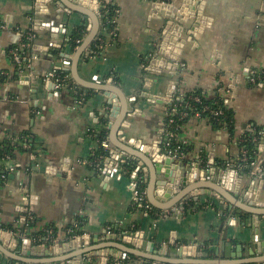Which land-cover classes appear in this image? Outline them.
Here are the masks:
<instances>
[{
    "label": "crops",
    "instance_id": "crops-1",
    "mask_svg": "<svg viewBox=\"0 0 264 264\" xmlns=\"http://www.w3.org/2000/svg\"><path fill=\"white\" fill-rule=\"evenodd\" d=\"M65 1L66 4L52 0L40 9L36 0H0V21L5 25L0 31V229L25 234L35 244L34 254L48 253L47 257L31 259L37 262L65 258V251L53 249L51 243H66L71 239V229L79 226L82 236L86 234L90 239L89 246L81 245L77 252L92 251V260L83 258L81 264H102L101 255L113 252L121 255L126 251L131 260L135 259L131 254L134 251L154 256L148 250L152 249L150 244L163 252L173 235L177 247L188 245L198 250L192 257L179 258L178 249L171 246L165 258L171 261L264 264V253H250L255 231L258 244L264 242V215L243 209L264 210V83L251 82L254 77L264 79V0H203L201 7L194 6V12L202 9L206 25L196 26L191 16L171 28L172 44L181 47L175 48L181 68L172 69L169 64L159 73L148 68H156L149 66L165 37L168 17L174 9H178L177 14L189 6V0H105L116 6V23L110 28L96 13L97 33L83 52V43L72 47L69 37L76 27L84 26L85 41L94 20L73 10L77 6L86 9L82 3ZM36 21L52 23L60 28V33L36 30ZM28 31L34 32L35 38L25 52L32 59L27 69L16 64L11 52L21 46L23 33ZM99 38L105 41L103 52L90 53L91 45ZM76 64L77 75L86 84L107 85L111 80L120 89L128 115L119 132L112 134L116 119L111 115L114 108L108 103L109 97L79 84L73 78ZM66 67L71 85L84 96L82 105H78L73 91L55 92L47 87L46 74ZM197 91L210 100L226 98L233 112V127H217L209 118L189 119L179 133L180 140L187 143V155L177 160L201 168H209L214 160L219 167L234 165L242 171L240 139L249 134L263 135L260 147L256 148L257 163L246 166L253 170L248 172L249 178L244 177L237 197L229 191L227 196H218L209 187L218 186L216 180L201 179L199 182L206 188L199 192L211 193L202 194L197 201H181L184 210L175 212L181 202L173 201L179 195L162 197L155 189L149 194L144 170L150 173V168L145 163L123 159L134 165L129 180L123 177L125 166L117 172L114 168L110 178L104 174V168L102 173L91 168L92 150H99L101 143L96 134L106 130V139L114 148L121 137L127 142L134 139L135 144L139 140L144 145L161 142L166 138L169 115L177 102L173 99L168 106L157 99H170L173 94L181 98L180 95ZM118 103L122 108L120 98ZM26 139L31 145L22 144L21 140ZM9 146L14 147L10 162L1 157ZM8 165L16 169L3 179ZM137 181L146 185V200L153 214L134 202L133 184ZM250 186L256 193L248 198ZM249 200L262 206H252L246 202ZM170 202L176 204L162 208L169 207ZM104 230L108 234L118 233L119 238L143 234L141 246L135 248L138 243L122 244L117 240L114 243L120 244L118 250L109 248L113 244L104 241ZM50 231L53 237L48 236ZM4 236L1 233L0 240ZM237 246H242L243 251L237 253ZM0 249V264H17L8 248ZM108 261L116 264L113 257ZM145 262L146 259H138L135 264Z\"/></svg>",
    "mask_w": 264,
    "mask_h": 264
},
{
    "label": "water",
    "instance_id": "water-1",
    "mask_svg": "<svg viewBox=\"0 0 264 264\" xmlns=\"http://www.w3.org/2000/svg\"><path fill=\"white\" fill-rule=\"evenodd\" d=\"M37 5L40 7V9H44V4L47 2H51L52 0H36ZM71 2H77L82 3L83 7H87L86 9H83L82 7L77 6V8H73V10H78L80 12H83L90 16V18H93L94 22L89 26L88 32L89 35L85 39V41L82 44L81 52L86 50L92 41L94 40L97 29H98V16L96 13H100L101 9L104 7V4L106 3L105 0H87V2H84V0H69ZM191 4L187 7L181 8L180 11L176 14V9H174V13L168 17L166 26L164 28V38L162 40V43L158 46V51L156 56L151 60L149 67H156V68H148V70L151 71H157L160 72V69L164 68V66H168L171 64L172 69L178 68V70L181 68L180 64L178 63V50H175V48H181L180 46L174 47L172 44V36L169 34L171 28L176 25V23H181L182 21H186L188 17H194L196 20V26H203L206 25L205 20L203 19V11L200 8V11L194 12V6H200L203 0H189ZM63 4H66L65 0H61ZM61 2H58V5L63 7L64 5L61 4ZM194 3V5H192ZM201 7V6H200ZM92 9V10H90ZM48 12V10H46ZM91 11V12H90ZM42 15V13H40ZM48 14V13H47ZM35 29L36 30H47L51 31L54 34L60 33V28H56L54 24L52 23H42L39 21H36L35 23ZM199 33L201 34V30H199ZM56 48L60 49L61 46H55ZM65 59H68L69 57L65 54H62ZM78 59V58H77ZM68 64H66L67 66ZM73 69V78L79 82V84L91 88V89H97L99 91L105 92L106 95L109 97V105H111L114 110L111 112V115L116 119V122L111 127L112 134H115V132H119V128L122 126L125 117L128 115V105H126V100L121 93L120 89L118 87H115L112 85V81L110 80L107 85H98V84H86L83 82L79 76L77 75V64L75 65ZM59 70L63 71V68H58ZM63 69V70H62ZM159 69V70H155ZM67 73V67L65 68ZM166 71V70H165ZM235 85V82H233ZM49 86L50 90H53L57 92L54 89V83L50 80L47 82V87ZM233 93H236V87L233 88ZM119 96L120 101H122V108L121 105H119V98L116 95ZM157 99V98H156ZM162 99V100H161ZM173 99L178 102L180 98L176 97L175 94L172 95L170 99L167 98H160L157 99L162 101L168 106H171L173 104ZM155 100V102H157ZM120 114V116H119ZM132 114H136V111L132 112ZM120 134L123 136V132H120ZM114 141V140H113ZM119 142L115 143L116 148L113 147L112 144H108V156H106V159L104 160V174L110 178L114 175V168H116V172L118 171V168L120 166H125L126 164L130 162H126V160H123L124 158H127L128 160L138 161L139 163H145L149 170H144V173L146 174L147 183L149 185V194L151 195L152 190L155 189V191L160 194V196L169 197L170 194H176L179 195L177 200L174 199L173 202H184L186 200L193 199L195 201L198 200V197H200L202 194H210L211 192H205L200 193L199 191L202 188H206V185L199 182L201 179H210V180H216V184L218 186H209L212 190H215L218 194V196H227V191H229L234 197H237L239 195V192L242 189L244 177H250L248 172L250 170H253L251 167H247L245 169H242L240 171L238 166L231 165L229 167L225 166H217L215 164L214 160L210 161V167L209 168H201L200 165H191L185 161H181L174 159L169 156L168 150L165 148V142L166 139H163L161 142L155 141L151 145H144L142 141H137L135 144V140L131 139L130 141H125L121 137V140H118ZM123 160V162H121ZM142 166V165H141ZM109 167V168H108ZM50 171H54L51 168ZM239 170V171H238ZM259 173L262 174L263 171L259 170ZM136 174V173H135ZM161 176L162 179H158V177ZM254 182L252 183V186H254ZM250 186L248 188V191L246 193L248 198H251L255 193L256 190H254V187L252 188ZM181 191H183L181 193ZM226 191V192H225ZM172 201V200H171ZM170 202L168 204L169 207H162V208H170V206H174L176 203ZM180 203L178 208H175V212H182L184 210V205ZM248 204H251L255 207L262 206L259 202L255 201L252 202L251 200L246 201ZM167 205V204H166ZM242 208V207H241ZM247 212H251L255 215H264V210H258V209H247L243 208ZM27 213V212H26ZM230 223L235 224V221H231ZM228 229V228H227ZM225 231V240L227 238L228 231ZM4 234V240H0V247L4 246L9 249V252L11 254H14L15 257L14 260L17 261V264H62L64 262L70 261V264H81V261L83 258L89 260H92V256L90 253L92 251H82L77 252L78 249H80L82 246H89V239L90 236L88 235H81L73 237L69 239L66 243H59V242H53L51 243L53 249L61 250L64 252L65 258L55 259L49 262H37L31 259H38L47 257V254H34L33 247L35 246L34 242L30 238H26L25 234H18L16 232H8L0 229V234ZM106 236L104 241H110L113 245H108L109 248L117 249L119 248L120 244L114 243V241L121 240L122 244H137L134 245L135 248H138L141 246V241L143 239V234H135L132 235H123L121 238L118 235V233L115 234H108L107 230H104L103 232ZM45 241L44 239L42 240ZM140 242V243H139ZM253 244L251 246V254H254V251L264 253V242L261 244H258V237L257 232L255 231L254 238H253ZM37 245V244H36ZM152 249H148L152 252V255L154 256H145L142 254H139L137 251L131 252L133 256H135L134 260L128 259L127 254L128 252H124L121 255L117 254L116 252H113L111 254H107L105 256L101 257L103 258L102 264H108V258L113 257L116 261V264H135L138 259H146V262L143 264H195L190 263L187 261H171L168 259H165L168 256V251L171 248V246H175L178 249V256L179 258H187L192 257V254L198 250L196 247H189L187 246H179L177 247L176 239L174 235L170 239V245H167L164 247V251L160 252L155 250V245L150 244ZM82 249V248H81ZM1 250V249H0ZM122 250V248L120 249ZM223 250H225V243L223 245ZM243 251L242 246H237L236 252L240 253ZM4 252V251H3ZM235 252V254H236ZM5 253V252H4ZM75 253V254H73ZM73 254V255H70ZM69 255V256H68ZM117 255V256H116ZM156 255V257H155ZM8 256V255H7ZM236 256V255H235ZM163 257V258H162ZM193 257H195L193 255ZM210 264V263H208ZM223 264H232V263H223ZM237 264H245L244 263H237Z\"/></svg>",
    "mask_w": 264,
    "mask_h": 264
},
{
    "label": "built area",
    "instance_id": "built-area-1",
    "mask_svg": "<svg viewBox=\"0 0 264 264\" xmlns=\"http://www.w3.org/2000/svg\"><path fill=\"white\" fill-rule=\"evenodd\" d=\"M149 1H155V0H149ZM107 3V2H106ZM118 13V11L115 12V16L112 19H109L106 21V23L108 24V26L111 28V26L113 27L116 23V14ZM100 16L103 18L104 17V13L100 12ZM5 28V25L0 21V31L3 30ZM113 33V31L111 32ZM23 42L21 44L20 47L15 48L14 50H12L11 55L14 59V61L16 62L17 65H19L20 67H26L27 69L31 67V57L26 56L25 53V49L29 48L31 45V42H33L34 38H35V34L32 31H28V32H24L23 33ZM104 45H105V41L101 38H99V40L97 41V43L94 46L93 50H90V53L92 54H100L101 52H103L104 50ZM61 72V70L57 69V70H53L51 72H49L48 74H46V78L48 80H50L51 82L54 83V89L57 92H61L65 89H69L71 91L74 92V94L76 95V100L78 105H82L84 102V96L81 92L76 90L75 86L71 85L70 79L68 75L60 76L58 73ZM251 82L253 84H258L259 82L264 83V79H260V78H251ZM180 102L181 101H185L186 98L188 100H193L195 102H200L201 99L199 96H181L180 95ZM183 97V98H182ZM178 103V102H177ZM187 109L190 110H194L193 106L187 102L186 105L184 106V110L182 111H178L177 108H175L174 110L171 111L170 115H169V119L167 122L168 128L166 129V142H165V148L166 150H168L169 156L174 158V159H180L184 156L187 155V150H188V146L187 143L184 141H181L179 138V134L175 133L174 127L175 128H180L179 125H176L177 120L176 118H179V120L185 119L189 116ZM209 107H205L202 111H197L194 110L196 112L195 117H202V113L209 111ZM212 114L215 116V118L219 117L222 112L218 111V112H214L211 111ZM263 137L262 134H257L255 136H251V135H246L244 137H242L240 139L241 144L245 143L247 141L248 138H252V140L256 143L257 147H260L261 143L260 140ZM173 142H175V146L174 149H169V147H172ZM108 140L104 139V141H101L100 143V148L103 147L106 151L108 150ZM256 147V148H257ZM26 148H30L29 146H26ZM99 148V149H100ZM242 156H241V163L239 164L240 167L244 168L246 166H248V157H247V150H245V147L242 148ZM98 150H92V157L95 156V153ZM253 154L255 155V158L253 159V161L251 162V166H255L256 165V150L253 152ZM5 159L7 161L10 162L11 160V155L10 154H6L5 155ZM106 159V156H99V158H96L94 160H90V166L94 168V170L97 173H102L103 168H104V160ZM16 169V167L14 165H8L6 168V172L5 174H3L2 178L5 179L7 177V174H10L11 172H13ZM123 172L126 173V169L124 167ZM134 202L137 206L143 208L145 210L146 213H149L151 211V206L150 204L147 202L146 200V191H140L138 186H137V182H135L134 184ZM48 236L49 237H53L52 231L48 232Z\"/></svg>",
    "mask_w": 264,
    "mask_h": 264
},
{
    "label": "trees",
    "instance_id": "trees-1",
    "mask_svg": "<svg viewBox=\"0 0 264 264\" xmlns=\"http://www.w3.org/2000/svg\"><path fill=\"white\" fill-rule=\"evenodd\" d=\"M101 12L104 13V17L103 20L104 22H106L109 19H112L115 16V12H116V6H114L111 3H105L104 7L101 9ZM107 24V23H106ZM108 26V24H107ZM112 28V26H111ZM86 35V29L84 26H78L75 28V30L73 31V33L70 35L69 37V41L68 43L72 46V47H77L80 46L85 38ZM95 42L91 45V50L94 49L95 46ZM25 52H27V49H25ZM25 55L27 53H24ZM27 56V55H26ZM60 76H65L67 75V73L61 71L58 73ZM189 96H199L201 101L200 102H195L193 100H188L186 98L185 101H178L176 108L178 109V111H182L184 110V106L186 105L187 102H189L192 106L193 109L197 111H202L205 107H209V111L203 112L202 113V118H209V120L213 123V125L219 127V126H225L227 124V127L232 129L233 127V121H234V117H233V112L231 109H229V104H227L226 98L223 97H219L216 99H212L210 100L209 98H207L206 96H204L200 91L197 92H193L190 93L188 95ZM194 110H190L187 109V112L189 114V116L185 119L179 120V118H176L177 123L176 125H179L180 128H175V133L179 134L181 127L186 124L189 119L195 117L196 112ZM211 111L214 112H218L221 111L222 114L215 118V116L212 114ZM107 131L104 130L102 132H100L99 134H96V139H99L101 141H104V139L107 138ZM251 136H255L257 134H249ZM25 138H27L28 140L30 139L29 136H25ZM21 140L22 144L25 145H31V143L28 140ZM175 142H173L172 147H169V149H174L175 146ZM241 147H245V150H247V157H248V163H251L253 161V159L255 158V155L253 154V152L256 150V143L252 140V138H248L247 141L245 143L241 144ZM13 146H9L8 148H6L3 153H2V158H5L6 154H12L13 151ZM99 156H108V151H106L103 147H101L96 153L95 156L91 157V160H94L96 158H99ZM93 168V167H91ZM246 167H244L245 169ZM94 169V168H93ZM125 169H126V173L124 172V178L128 179L131 177V175L133 174L134 171V165L132 163H128L125 165ZM137 186L139 188L140 191H145L146 189V185L142 182V181H137ZM153 214L154 212H150V214ZM83 232L81 230V228H79V226H75L74 228L71 229L69 236L71 238L76 237V236H80L82 235Z\"/></svg>",
    "mask_w": 264,
    "mask_h": 264
}]
</instances>
